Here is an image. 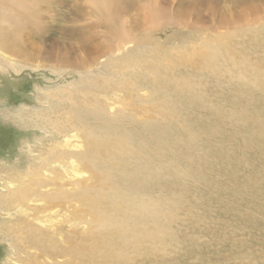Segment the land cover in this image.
<instances>
[{
    "label": "rangeland",
    "instance_id": "obj_1",
    "mask_svg": "<svg viewBox=\"0 0 264 264\" xmlns=\"http://www.w3.org/2000/svg\"><path fill=\"white\" fill-rule=\"evenodd\" d=\"M11 1L0 194L5 168L36 178L0 215L22 236L0 228V264H264V93L205 63L264 31V0L110 1L113 22L90 0Z\"/></svg>",
    "mask_w": 264,
    "mask_h": 264
},
{
    "label": "bare ground",
    "instance_id": "obj_2",
    "mask_svg": "<svg viewBox=\"0 0 264 264\" xmlns=\"http://www.w3.org/2000/svg\"><path fill=\"white\" fill-rule=\"evenodd\" d=\"M110 1H111V3L115 4V6L118 9L119 6L123 5L124 3H127L129 0H104V1L103 0H90V4L95 9V11L102 10L100 14L104 15V16H101V17L105 18L106 21L114 20L115 19L114 17L116 15V8H112V9L105 8V3L106 2L109 3ZM28 5H29V2H28ZM108 5H110V4H108ZM108 7H110V6H108ZM20 8H22V7H15L14 2L11 0H0V51L3 50V51L14 53L16 50L15 45L17 43L18 35L15 33L16 36H14L12 38L13 31L16 28L24 25V23H26L25 15L19 14ZM22 9H24V8H22ZM164 14H166V13H164ZM151 18L152 17H150V19ZM112 22H110V23H112ZM250 27H252V25ZM113 28H114V26H113ZM258 30L259 29L251 32V39L249 41L250 43L247 46H245V44H243V45L242 44L241 45L236 44L237 46L234 45L233 48L231 45L230 46H218V47H215L212 50H210L208 53H206L205 63L209 64V68L213 69L211 72L207 73L208 76H211L212 78L214 77V78L218 79L219 83H222V84H225L224 82H227V83L237 82V84H243V85L251 84L253 87L258 88L259 91L264 93V60H261V59H264V57H263L264 56V51H263L264 50V34H263L264 31L260 32V30H259V32H258ZM121 33H123L122 30H121ZM116 34H115V37H116ZM121 36H123V35L121 34ZM260 38H261V41H260ZM124 40H126V39H122L121 37H119V34H118V37L116 38V40L114 39L115 43L118 46L123 45ZM233 49H235L237 51V53H235ZM255 49L258 52H255ZM111 50H113V49H111ZM126 51H128V50L126 49ZM261 52H263V53H261ZM236 54L238 55L239 58L243 59V62H245V60L250 61L249 76L245 75V72L247 70L242 71V70L237 68V63L231 62V61H236V58H237ZM122 57H124V56H122ZM244 66H246V64H244L243 67ZM233 75H235L237 77L236 81L231 79V77ZM172 76H174V77H172V80L177 78V75H172ZM177 79H178L179 83H181V85H182L184 82V78L180 77ZM207 81L208 80H199V83L196 82V84H195L196 87H190V88L194 91V93L201 91L200 89L202 88L203 84H205V82H207ZM221 81H223V82H221ZM189 85H192V84L189 83ZM178 87H180V86H178ZM202 93L203 92H201L198 95L202 96ZM91 105H93V104L92 103L91 104H88V103L81 104V111L90 113L91 112V110H90ZM19 110H24V109H22V107L17 108L16 112L14 110L15 115L17 112H19ZM12 113L9 111L10 115H12ZM18 116H19L18 119H21L20 118L21 117L20 112L18 113ZM29 119H27V121H29ZM126 134L129 135L128 133H126ZM0 167L4 168V165H0ZM21 171H23V170L22 169L18 170L17 168H14V167L13 168L8 167V168H5V170H3V172H2V174H4L7 179H10L13 182H15V185H14L13 190H10L7 188L6 194H0V215L8 214V212H6L3 208L10 207L11 205H16L21 200H24L23 198H24V194H25V190H26L24 185L30 184L31 181L34 180V178H36L34 169L31 168V165L30 166L28 165L24 171L25 176H27V179H25L22 176L20 177ZM16 194H18L19 198H16ZM42 196L44 198H46V197L48 198L47 194H42ZM2 210H4V211H2ZM6 222H7V224L10 223V224H8L9 227H4V226H8V225H6ZM16 222H17V220H15L14 223H12V221L5 220L2 223L3 226L0 228H5L4 232L6 231V233H11V234L15 235L16 239H19L20 237H22L20 235V233L18 234L19 231L17 232L16 229H15V231H13V226L15 225ZM1 233H3V232H1Z\"/></svg>",
    "mask_w": 264,
    "mask_h": 264
}]
</instances>
